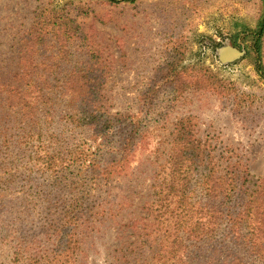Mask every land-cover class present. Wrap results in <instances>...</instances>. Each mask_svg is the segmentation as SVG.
Segmentation results:
<instances>
[{
    "label": "trees",
    "instance_id": "1",
    "mask_svg": "<svg viewBox=\"0 0 264 264\" xmlns=\"http://www.w3.org/2000/svg\"><path fill=\"white\" fill-rule=\"evenodd\" d=\"M104 1L118 6L137 0ZM260 1L255 28L242 35L252 43L264 80ZM39 20L17 48V60L0 62V232L9 216L27 214L22 203L39 202L42 209L39 233L16 240L11 264H88L108 230L130 233L128 240L118 238L103 264H264V178L251 184L246 161L202 138L192 117L175 124L165 164L149 176L146 217L133 215L143 173L135 174L132 164L148 121L112 112L97 51L73 65L64 44L80 28L64 9ZM178 70L168 64L140 93L149 114L161 90L169 91L168 105L192 90L229 91L210 69L194 67L185 79ZM242 96L236 107L251 110L255 100ZM78 131L89 135L71 145ZM126 213L133 217L127 220Z\"/></svg>",
    "mask_w": 264,
    "mask_h": 264
},
{
    "label": "rangeland",
    "instance_id": "2",
    "mask_svg": "<svg viewBox=\"0 0 264 264\" xmlns=\"http://www.w3.org/2000/svg\"><path fill=\"white\" fill-rule=\"evenodd\" d=\"M61 9L80 28L78 36L64 44L72 53L73 65L87 62L89 52L97 51L101 56L98 67L104 72L103 94L109 98L112 112H131L148 121L147 134L132 164L138 171L135 174L143 173L132 209L134 216L146 217L143 206L150 199L146 189L149 176L160 172V166L165 164L171 134L182 118L192 117L199 135L209 137L220 148H229L234 160L243 158L251 184L264 178V80L258 75L252 43L242 35L245 28H255L262 11L260 0H137L118 6L104 0H0L1 64H10L17 58V48L38 27L42 13L50 15ZM234 41L242 49L234 46ZM168 64L177 65L181 79L187 78L188 70L194 67L210 69L224 80L229 91L222 95L192 90L174 105H168L169 91L161 90L155 95V114H149L148 106L138 101L140 93L151 81L160 80ZM238 95L254 99V107L239 110ZM157 114L165 116L158 121ZM88 135L87 131H78L71 145ZM22 206L26 215H11L3 222L8 225L0 232V264H11L16 240L26 237L30 241L33 230L39 233L40 203ZM127 213L128 220L132 215ZM129 233L106 231L97 241L96 250L89 252L88 264H103L120 244L118 238L128 240ZM5 236L7 240L1 243Z\"/></svg>",
    "mask_w": 264,
    "mask_h": 264
},
{
    "label": "water",
    "instance_id": "3",
    "mask_svg": "<svg viewBox=\"0 0 264 264\" xmlns=\"http://www.w3.org/2000/svg\"><path fill=\"white\" fill-rule=\"evenodd\" d=\"M227 51H231V49H227Z\"/></svg>",
    "mask_w": 264,
    "mask_h": 264
}]
</instances>
